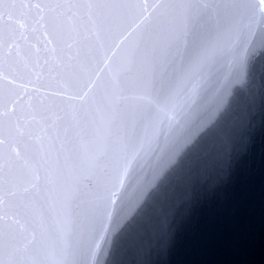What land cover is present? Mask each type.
<instances>
[{"label":"water","instance_id":"obj_1","mask_svg":"<svg viewBox=\"0 0 264 264\" xmlns=\"http://www.w3.org/2000/svg\"><path fill=\"white\" fill-rule=\"evenodd\" d=\"M167 264H264V0H124Z\"/></svg>","mask_w":264,"mask_h":264}]
</instances>
